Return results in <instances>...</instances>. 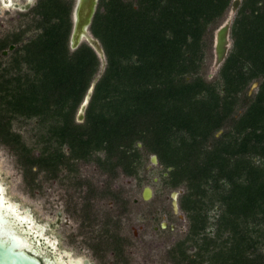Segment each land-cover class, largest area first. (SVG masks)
I'll return each instance as SVG.
<instances>
[{"label":"trees","instance_id":"obj_1","mask_svg":"<svg viewBox=\"0 0 264 264\" xmlns=\"http://www.w3.org/2000/svg\"><path fill=\"white\" fill-rule=\"evenodd\" d=\"M232 1L99 0L90 31L106 65L78 122L100 57L70 48L76 0H37L4 44L16 47L0 63V146L33 180V167L95 155L131 176L156 156L190 221L170 262L264 264V0H241L227 58L213 80L203 73ZM22 119L36 120L32 144Z\"/></svg>","mask_w":264,"mask_h":264},{"label":"flooded vegetation","instance_id":"obj_2","mask_svg":"<svg viewBox=\"0 0 264 264\" xmlns=\"http://www.w3.org/2000/svg\"><path fill=\"white\" fill-rule=\"evenodd\" d=\"M36 2L37 0H0V44L2 45L0 46V63L5 68L9 53L14 51L16 46L11 45L8 49L4 48V44L8 42L10 36L14 37L22 32L20 29L9 32V24H19L21 19L29 18L30 11L36 6ZM0 148L4 149L1 146ZM68 150L67 148V152ZM96 160L95 155L89 160L78 159L69 164L61 163L49 170L40 171L38 167H33L34 180L29 176L25 178L24 170L17 163L23 173L21 182L28 190L25 193L26 196L31 197L33 195L31 190L35 191L38 186L37 173L46 175L51 187L59 186L68 197L70 196L69 202L63 204L65 213L57 212L55 220L51 219V221L49 218L42 219L45 214H48V210L39 214L31 206L23 204L19 196L11 195L8 180H5L1 174L0 210L2 211L0 212L3 220L8 222L2 227L12 228V230H3L1 240L7 244L16 241L19 247L17 250L39 260L41 264H114L117 262L134 264L137 261L138 250L145 247L146 252L159 248L165 249L167 239L162 234L173 233L176 230L174 218L167 212L162 215V220L159 222L155 220L162 209L160 207L152 210L157 203L156 200L153 203L151 186L146 185L137 198L136 185L140 180L141 169L138 173L128 176L118 165L110 166L98 163ZM119 172L123 177L124 187L118 185ZM104 176L107 178L104 179ZM147 190L150 194H146ZM18 191L24 193V190ZM105 199H109L107 210L104 209L106 208ZM170 199L172 214L181 221L183 216H178L181 208L178 203V193L174 191ZM76 200L79 203H76ZM175 202L178 206L177 210ZM143 208L147 209L143 212ZM139 211L143 212L144 221L149 217L148 222L136 224L142 221H137V217L141 215L138 214ZM54 214L55 210L52 208L49 212L50 218H53ZM123 221H125L124 224ZM154 222L156 225H153ZM149 223L152 227L148 230ZM56 228L60 230H55ZM159 234L163 237H158ZM170 240L172 246H176L179 241L174 234ZM86 247L90 256L75 252L77 249L82 251ZM151 258L152 254L149 253L141 264L150 263Z\"/></svg>","mask_w":264,"mask_h":264},{"label":"rangeland","instance_id":"obj_3","mask_svg":"<svg viewBox=\"0 0 264 264\" xmlns=\"http://www.w3.org/2000/svg\"><path fill=\"white\" fill-rule=\"evenodd\" d=\"M29 19L30 18H23L21 19L19 24L13 23V24H9V32L12 31H17V30H22L28 23H29ZM215 31V30H214ZM214 31L211 30V32L208 35V40H206L208 42V45H210V42L212 43V49H210V51L207 53V57H206V63L204 66V70L203 73L205 74V77H207L208 80H213L215 78V76L217 75L218 71H213V64H214V53H213V42H214ZM34 31H29L25 36L26 38L31 37L34 35L33 33ZM92 34V33H91ZM212 35V37H211ZM94 37V36H93ZM95 38V37H94ZM96 39V38H95ZM97 40V39H96ZM88 44L87 42H83ZM82 43V44H83ZM100 43V42H99ZM89 45V44H88ZM71 48V46H70ZM103 49V48H102ZM71 50L73 51L74 49L71 48ZM12 51H10L9 55L11 54ZM98 56L100 57L101 60V67H100V72L97 76V78H99L105 68L106 65V61H105V54H104V50L103 53H99ZM95 80H94V84H95ZM255 90V89H254ZM253 90V91H254ZM252 91V93H253ZM251 93V95H252ZM79 114V113H78ZM35 121L36 120H19L17 122H15V129L17 131H20L25 140L29 143L32 144L34 143V136H35ZM77 121L78 122H82L78 119L77 117ZM157 164H154L151 161V157L147 160H145V163L143 165V168H141L140 170V176H139V181L137 182L136 185V193H137V198H139V195L141 194V192L143 191L144 187L146 185H149L153 188V203L156 200V207L154 206V208L152 207V210L154 211L156 208H160L162 209L160 214L156 215V219L158 222L160 220H162V215H164V213H169V215H171L174 218L173 223L175 224V228L176 230L171 233V232H166L165 234H162L163 236L166 237L167 239V245L165 249H158V250H151V252H146V247L142 250H138V255H137V261L134 264H141L144 263V258H147L149 253L152 254V261L148 264H173L172 262H170V260L168 259L169 257V249L172 246V243L170 242V238L171 236H176V238L179 239V241H181L188 233L189 231V218L186 214V212H184L181 208L180 211L178 213L179 215L183 216V219H181V221L178 220L177 216H175L174 214H172V206H171V199L170 196L172 195V193L174 191H176L178 193V203H180L181 201V196L185 193V189L181 188L179 190H171L169 189L163 181V177L167 176V173L163 172V169H161V167ZM120 173V177L118 180V185L121 187H124V183H123V177L121 176V172ZM3 175L5 180H8V184H9V192L11 193V195H13L14 197H18L22 200L21 202L25 205H29L33 208V210L36 212H38L39 214H42L43 211L48 210L49 212L51 211L52 208H54L55 210V214L53 218H50L49 212L48 214H45V217L42 219L44 220H49L51 221V219L55 220V215L57 214V212H64V207L63 204L65 205L66 202H69V197L65 194L64 190H62L61 188H59V186L57 187H51L50 186V180L47 179L46 175L43 176L42 173H37L38 176L37 178V184L38 186H36L35 191L32 189L31 190V197H28L25 195V193L28 191L24 185L23 182H21L22 178H23V173L21 170V167H19L17 165V159L14 155H12L8 150L6 149H2L0 148V175ZM107 176H104V179H106ZM24 190L23 194L21 192H19L18 190ZM67 200V201H66ZM75 201V199H72ZM109 199H105L104 203L106 208L104 207L105 210L109 209V207H107ZM59 202H61L59 204ZM76 203H79L78 200H76ZM62 204V206H61ZM147 208H143L142 211L144 212ZM114 210V209H113ZM111 210V211H113ZM139 211L138 214H141L137 217V221L138 220H142L139 222H136V224H140L142 222H148V218L145 219L143 218V212ZM218 212L216 209L212 210L210 212V221L214 222L215 218L217 217ZM173 220V219H171ZM156 221V222H157ZM125 221H123L124 224ZM149 225V226H148ZM148 230L150 227V223L148 224ZM153 225H156L155 222L153 223ZM214 228L210 227V230L213 231ZM55 230H60L59 228H56ZM168 230V229H167ZM153 232V228L151 230ZM184 233V234H183ZM161 234L158 235V237H163ZM177 241V243L179 242ZM88 246V245H87ZM88 247H86V249L84 250H75L76 253L78 254H86L90 256V253L87 251ZM192 252L195 251L194 248H192L191 250ZM168 253V255H167ZM114 264H119L114 263Z\"/></svg>","mask_w":264,"mask_h":264},{"label":"water","instance_id":"obj_4","mask_svg":"<svg viewBox=\"0 0 264 264\" xmlns=\"http://www.w3.org/2000/svg\"><path fill=\"white\" fill-rule=\"evenodd\" d=\"M99 0H76L72 19H73V30L70 37V46L76 50L83 42H87L97 54L103 53V49L98 40H96L90 31V26L92 24L96 9L98 6ZM241 0H233L231 8L227 14V17L223 23L214 31V44H213V53H214V64L213 71H218L219 68L224 63L225 59L228 56L230 48L232 46V41L230 38L231 26L233 20L236 16V13L240 7ZM99 78L95 79V82ZM88 92L83 104L80 107L78 119L82 121L84 119V114L90 98L92 96L93 88ZM258 87V83L253 84L250 94L254 89ZM152 162L154 164L158 163L157 157H152ZM146 194H150V191L147 190ZM1 207V202H0ZM177 204L175 202V209L177 210ZM2 211V210H0ZM8 222L3 220V216L0 212V264H41L39 260L27 255L25 252L17 250L19 247L16 241L11 243H6L1 240V233L3 230H12V228H4L3 225H7Z\"/></svg>","mask_w":264,"mask_h":264}]
</instances>
